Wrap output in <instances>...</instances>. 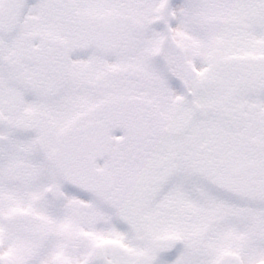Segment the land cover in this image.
<instances>
[{"label":"snow or ice","instance_id":"snow-or-ice-1","mask_svg":"<svg viewBox=\"0 0 264 264\" xmlns=\"http://www.w3.org/2000/svg\"><path fill=\"white\" fill-rule=\"evenodd\" d=\"M0 264H264V0H0Z\"/></svg>","mask_w":264,"mask_h":264}]
</instances>
